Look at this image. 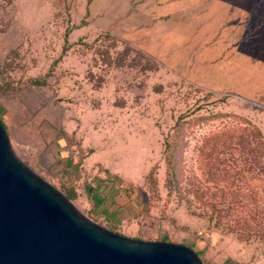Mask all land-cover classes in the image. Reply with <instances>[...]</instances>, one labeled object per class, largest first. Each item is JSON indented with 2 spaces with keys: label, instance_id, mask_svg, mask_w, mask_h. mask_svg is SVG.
Returning <instances> with one entry per match:
<instances>
[{
  "label": "rangeland",
  "instance_id": "1",
  "mask_svg": "<svg viewBox=\"0 0 264 264\" xmlns=\"http://www.w3.org/2000/svg\"><path fill=\"white\" fill-rule=\"evenodd\" d=\"M240 1L239 32L227 36L242 39L211 63L210 43L218 51L230 26H200L201 7L191 37L184 19L168 16L186 40L173 63L162 43L145 38L135 50L111 35L122 31L100 28L89 0H0V122L16 156L113 233L186 246L202 264H264L263 243L208 228L169 192L163 157L179 117H208L185 131L188 171L203 136L235 117L264 135V0ZM237 48L243 57L227 54Z\"/></svg>",
  "mask_w": 264,
  "mask_h": 264
},
{
  "label": "water",
  "instance_id": "2",
  "mask_svg": "<svg viewBox=\"0 0 264 264\" xmlns=\"http://www.w3.org/2000/svg\"><path fill=\"white\" fill-rule=\"evenodd\" d=\"M0 264H202L190 248L131 239L85 217L14 153L0 123Z\"/></svg>",
  "mask_w": 264,
  "mask_h": 264
},
{
  "label": "trees",
  "instance_id": "3",
  "mask_svg": "<svg viewBox=\"0 0 264 264\" xmlns=\"http://www.w3.org/2000/svg\"><path fill=\"white\" fill-rule=\"evenodd\" d=\"M182 118L163 141L169 192L191 206L208 228L247 243L264 244L263 133L246 119L235 117V125L223 124L203 136L195 169L188 171L182 160L185 131L208 117ZM73 197L67 194L69 200Z\"/></svg>",
  "mask_w": 264,
  "mask_h": 264
},
{
  "label": "crops",
  "instance_id": "4",
  "mask_svg": "<svg viewBox=\"0 0 264 264\" xmlns=\"http://www.w3.org/2000/svg\"><path fill=\"white\" fill-rule=\"evenodd\" d=\"M194 1L197 0H89L87 12L92 19L99 22L97 24L100 28L106 30L105 28L112 26L116 30L122 31L121 34L106 32L123 40L132 48L142 45L145 38H149L153 43H162L163 48L161 50L163 53L173 52L175 56L170 60L177 63L175 60L179 52L184 50L186 56V50L184 47H180V43H186V40H182L184 34H181L182 39L178 38L177 29L180 26L176 27L175 33L168 30L169 26L166 19L172 15L175 19H184L186 22L184 27L186 26L187 30L191 28L192 37L194 35L192 30L196 28V24L193 23L191 27V13L202 7L203 18L201 22H198L199 25L201 24L200 26L205 21L207 23V20L211 21L214 18L219 20L220 27L230 26V30H226L225 37L220 41L218 51H215L217 43H210L213 47L209 50L211 52L207 61L211 63L213 58L216 59L217 57L222 59L232 42H239L242 39L240 36L233 38L227 35L235 32L238 34L239 19L243 17L244 6L239 0H218V11H210L208 17L206 7L211 6L216 0H200L198 5L191 6ZM199 25L197 27H200ZM206 34L207 32H205ZM210 39L211 37L206 42L208 43ZM194 51L196 52L197 49L195 48ZM214 53L216 55L213 57ZM232 53H234L235 58L239 55L243 57L238 48L227 52L228 55H232Z\"/></svg>",
  "mask_w": 264,
  "mask_h": 264
}]
</instances>
